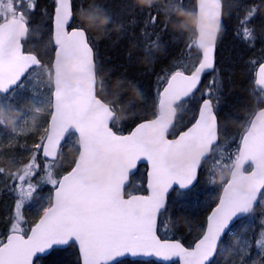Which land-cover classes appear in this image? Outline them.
<instances>
[{
	"label": "snow or ice",
	"instance_id": "6c2138e0",
	"mask_svg": "<svg viewBox=\"0 0 264 264\" xmlns=\"http://www.w3.org/2000/svg\"><path fill=\"white\" fill-rule=\"evenodd\" d=\"M222 7L221 0H197L195 7H187L184 0H162L161 4L149 3L145 9L124 0L119 13H115L95 0L88 5L81 0L78 6L73 0H55L49 41L50 45L54 43V56L45 63L24 51L35 0L26 6L24 0H0V140L6 136L9 143L15 140L18 144L26 130L38 135V141L31 145L34 151L30 159L19 173H12V183L5 186L15 201L6 242L0 239V264H34V257L40 259L38 254L76 246L82 264H124L120 258L129 256L155 257L162 262L178 258L179 264H215L218 254L235 250L228 248L229 235L240 251L249 246L248 240L235 235L232 225L252 213L257 201L264 204V107L248 116L236 148L228 151L227 138L220 143L225 129L218 118L225 80V70L216 64L217 44L224 31ZM257 10L256 4L246 5L244 17L237 18V35L242 28V42L248 47L254 46L256 39L253 21ZM161 11L165 22L156 31ZM76 12L93 26L103 14L102 32L116 23L122 36L131 32L133 40L135 26L143 17L141 38L146 46L142 51L152 63L153 49L166 55L167 25L180 23L172 20V13L194 19L195 27L188 29L185 45L194 61L190 74L183 57L163 69L157 76L162 85L156 91L158 114L138 123L128 135L110 127L116 107L104 98L107 85L99 75L103 69L97 46L89 28L74 19ZM125 19L130 22L128 29ZM139 46L136 41L134 47ZM193 49L198 54L193 55ZM255 76L254 95L258 102H264V62L259 63ZM204 78L208 84L200 95L198 117L191 127L176 135L173 121L177 110L186 108ZM98 82L102 94L97 92ZM128 82L143 96L135 82ZM123 83L117 81L118 86ZM22 103L31 104L35 113L30 117L31 129L24 127L29 117L20 110ZM9 126L10 132H6ZM73 141L77 153L73 166L57 177L54 170L58 157L66 145L72 147ZM142 161L148 166L147 195L126 191L134 175L132 170ZM209 165L210 169L206 167ZM229 167L231 178L221 184L222 195L194 247L159 238L161 223L165 218L171 221L170 208L188 209L187 197L200 182L201 171ZM3 171L0 168V173ZM212 179L206 176L207 181ZM26 207L42 213L30 233L24 227ZM164 227L171 231L167 224ZM257 244L261 260L252 264H264V231Z\"/></svg>",
	"mask_w": 264,
	"mask_h": 264
},
{
	"label": "trees",
	"instance_id": "16d2710c",
	"mask_svg": "<svg viewBox=\"0 0 264 264\" xmlns=\"http://www.w3.org/2000/svg\"><path fill=\"white\" fill-rule=\"evenodd\" d=\"M30 0H24L26 6ZM81 0H73L74 5H79ZM85 5L91 4L93 0H83ZM101 5H108L115 13H119L120 5L124 0H95ZM128 2L136 5L138 8H147L149 3L161 4L162 0H128ZM223 6V28L222 37L218 40L216 50V64L219 69L224 71V101L218 114L220 124L227 131L228 151H233L237 144L239 135L243 132L242 125L246 123L248 116L264 106V102H258L257 96L254 95L256 87L254 85L255 70L259 63L264 61V3L261 0H221ZM187 7H195V0H184ZM258 5L257 18L253 21L255 25V42L254 46L248 47L242 42L243 29H240V36L236 32L237 18H243L246 14V5ZM55 7V0H35V9L31 13L30 30L26 41H24V51L32 52L45 63L53 57V44H49L51 39V21ZM75 11V10H74ZM231 13V15H229ZM74 19L89 28V35L94 45L97 46L98 56L102 65L100 77L106 82L108 95L104 97L108 102L116 107V118L112 124V128L119 133L129 132L136 124L143 120L150 119L157 114L156 91L162 88L158 83L157 76L163 69L168 68L174 60L178 61L183 57L187 64L185 69L191 72L194 61L190 59L185 51L187 43L186 37L188 29L195 27L194 19L187 15H181L179 12L172 13L173 21H180L179 24L169 23L167 32L164 34V43L167 45L166 55L158 49H153L155 62H149L145 58L142 49L146 46L141 38V27L143 25V17L135 26L136 40L131 38V32L127 37L122 36L121 30L116 23L108 25V31L102 32L105 27L103 14H99V19L95 20L94 26L87 17H81L78 12L75 13ZM165 22V14L161 11L157 20V29ZM125 29H128L130 22L125 19ZM175 30L176 39H173L172 31ZM171 37V39H169ZM184 37V38H180ZM155 37H153L154 39ZM136 41L140 42L139 47H134ZM129 53L131 59L129 60ZM197 50L193 49V55ZM126 78V79H125ZM118 80H124L120 86L117 85ZM128 81L135 82L143 96L138 95ZM208 84V79L204 78L200 90L194 94L189 100L186 108L177 110V117L174 125V132L177 135L180 131L187 129L193 122L197 104L194 99L198 93ZM98 94L101 93L99 82L97 86ZM235 137V140L232 137ZM171 137V135H170ZM224 135H222L220 143H225ZM25 140V141H24ZM28 144L26 139L19 140L17 144L7 146L0 149V168L4 171L0 173V231L3 224L5 213L11 211V201H15L14 195L10 194L6 189V185L10 184V176L12 173H18L22 164L27 163L30 159L27 148H21L20 145ZM15 146V147H13ZM70 154L63 148L62 155L59 157L56 175H63L70 170L76 158V151L73 149ZM234 158V157H233ZM42 162V160H41ZM210 169V165L206 166ZM229 168H221L218 170L204 171L202 170L199 177V183L193 189V193L187 197L186 202L189 204L187 210L178 207H171V221L167 218L158 228V235L162 239H177L182 241L185 246H192L193 243L201 236V228L205 225V220L216 204L220 192L221 184L226 182L230 172ZM145 167L142 166L137 174L132 178V182L127 191L136 193H145ZM211 175L212 181L206 180V176ZM136 181L140 186L136 187ZM136 187V189H135ZM48 188L44 189L46 195ZM175 197V193L171 194ZM14 197V198H12ZM36 210H29L27 207L23 210V216L26 219L31 218L30 228L38 219L39 215L35 214ZM41 214V213H40ZM264 204H259L254 212L247 218L239 221L233 228L246 227L248 234L253 236V241L257 243L261 232L264 231ZM164 224L171 229L166 231ZM28 228V229H29ZM28 231V230H26ZM234 240L229 243L226 238L228 247L233 246ZM235 243V242H234ZM234 251L225 258L223 253L218 254L215 258V264H238L237 257L240 252L239 247H234ZM248 254H253L254 260L260 261L258 254V245H254L252 250L249 249ZM246 254V255H248ZM250 256V255H248ZM250 258H244V262H248ZM35 264H80L79 257L75 247H69L66 250H59L49 254L47 257L40 258ZM124 264H159L154 261H124ZM243 264V263H242Z\"/></svg>",
	"mask_w": 264,
	"mask_h": 264
},
{
	"label": "rangeland",
	"instance_id": "374dc122",
	"mask_svg": "<svg viewBox=\"0 0 264 264\" xmlns=\"http://www.w3.org/2000/svg\"><path fill=\"white\" fill-rule=\"evenodd\" d=\"M5 2H7V0H5ZM172 32V35L176 33L175 30H171ZM171 39V37L169 38ZM45 79V82L47 80V77L44 78ZM204 89V88H203ZM203 89L198 93V96L194 99V102L197 103L200 99V95H201V92L203 91ZM19 108L20 110L27 116L29 117L28 121H27V124L24 125V127L26 129H31L32 127V120L30 119L31 116L35 115V113L32 111V106L31 104H28V103H22L19 105ZM42 119H47L46 116H42ZM6 132H10V126L5 129ZM40 134H43L42 131ZM224 139H226L228 136H227V131L225 130L224 132ZM26 139L27 141V144L29 145L27 150H28V155L30 156V152L31 151H34V149H32L31 145L34 143V142H37L38 141V135L37 133H35L34 131H30V130H26L24 132H22L18 138V140L21 139ZM15 141V140H13ZM13 141L11 143H9V141L7 140V137L5 136L2 140H0V149H4L6 148L7 146H10L11 144H13ZM25 141V140H24ZM76 145H75V142L73 141L72 142V147H68L67 145L64 147L66 151H69L70 154H72L74 151L73 149H75ZM30 158V157H29ZM40 159L42 160V157H40ZM59 160V159H58ZM75 160V159H74ZM19 173V172H18ZM60 175H57V177H59ZM12 175L10 176V181H8V183H12ZM135 184L137 185L136 187L140 186V183L139 181H136ZM50 187V186H48ZM135 187V189H136ZM15 197V196H14ZM12 197V198H14ZM11 211L9 210L7 213H5V217H4V221H3V224L1 225V228H2V231H0V239H5L6 235L9 233L10 231V225H11V216L13 215V212H14V202L11 201V207H10ZM36 214V212H35ZM38 214V213H37ZM40 215V213L38 214ZM24 219H25V223H24V227H25V230H28V225L27 223L29 222L31 224V218L29 217V219H26L25 216H24ZM233 232L235 233L236 236H242L244 239L248 240L250 243H249V246L247 247V250L246 252H240L238 254V257H237V262L238 264H252V261L254 260L252 255L253 254H248L249 253V249L252 250V248L254 247V245H258L255 241H253V236L252 235H249L248 234V229L244 226V227H239V228H234L233 229ZM229 243H231L234 239L231 237V235H229ZM235 242V241H234ZM233 242V246L234 247H239L236 243ZM234 247H232V245L230 247H228L229 249H233ZM230 252L232 251H224L223 254L226 255L225 258H227V256L230 254ZM250 256H248V255ZM244 258H250L248 260V262H244L243 259Z\"/></svg>",
	"mask_w": 264,
	"mask_h": 264
},
{
	"label": "water",
	"instance_id": "95a60500",
	"mask_svg": "<svg viewBox=\"0 0 264 264\" xmlns=\"http://www.w3.org/2000/svg\"><path fill=\"white\" fill-rule=\"evenodd\" d=\"M195 3H197V0H195ZM222 11H223V7H222ZM54 13H55V7H54V10H53V14H52V20H53V18H54ZM51 28H52V21H51ZM28 37V36H27ZM27 37L24 39V41L27 39ZM23 41V42H24ZM53 46H54V43H53ZM34 54V53H33ZM36 55V54H35ZM53 56H54V52H53ZM264 62V61H263ZM259 67V66H258ZM258 67H257V69H256V71H255V73L258 71ZM190 74V73H189ZM255 78H256V76H255ZM203 80V79H202ZM202 83V82H201ZM254 84H255V81H254ZM201 85V84H200ZM200 85L198 86V87H200ZM255 87L257 88V86L255 85ZM197 92V91H196ZM198 113H199V106H198V110H197V114H196V117L195 118H197L198 117ZM158 114V113H157ZM176 116H177V113H176ZM176 116H175V118H174V121H173V124H175V119H176ZM115 118H116V116L114 117V119L112 120V121H110V127H111V125H112V123H113V121L115 120ZM152 118H154V117H152ZM152 118H150V119H152ZM148 120V119H147ZM144 121V120H143ZM142 122V121H141ZM195 122V119H194V121H193V123ZM140 123V122H139ZM137 125V124H136ZM136 125L129 131V132H127V133H121V134H124V135H128V134H130V132L132 131V130H134V128L136 127ZM192 125V124H191ZM191 125L189 126V127H191ZM187 130V129H186ZM178 135V134H177ZM170 138V137H169ZM41 157H42V155H41ZM59 158V157H58ZM141 166H145L146 167V181H145V188H146V193H144V195H147V193H148V189H147V180H148V175H147V173H148V166H147V162L146 161H142V162H138V164H137V168L136 169H133L132 171H133V173H134V175L137 173V171H138V169L141 167ZM247 166H249V165H246V167ZM71 170V169H70ZM69 170V171H70ZM231 171H232V169H231ZM231 171H230V173H229V177H228V179H230L231 178ZM134 175H132V176H130V178H129V181L127 182V184H126V189L129 187V185H130V183H131V179H132V177L134 176ZM172 193H170V195H171ZM220 195H222V191H221V194ZM218 203V202H217ZM216 203V204H217ZM258 204H259V201H257V203H256V205L254 206V209L258 206ZM216 206V205H215ZM214 206V207H215ZM213 207V208H214ZM212 208V209H213ZM212 209H211V211H212ZM211 211H210V213H211ZM209 213V214H210ZM250 214V213H249ZM248 214V215H249ZM247 215V216H248ZM246 217V216H245ZM39 219V218H38ZM38 219L35 221V223L36 222H38ZM238 222V221H237ZM237 222H235V223H237ZM34 223V224H35ZM235 223L233 224V225H235ZM34 224L31 226V227H33L34 226ZM206 224V223H205ZM233 225H232V227H233ZM31 227H30V229H31ZM30 229H29V231H28V233H30ZM7 237V236H6ZM159 237V236H158ZM160 238V237H159ZM163 240V239H162ZM5 242H6V238H5ZM194 245H195V242H194V244L192 245V247H194ZM186 247V246H185ZM192 247H187V248H192ZM76 249H77V252H78V256H79V260H80V264H82V259H81V257H80V254H79V249H78V246H76ZM51 254V253H50ZM38 255H40V258H43V257H47L48 255H42V254H38ZM34 259V264H35V262H36V260H37V258H33ZM120 259H122L123 261L124 260H128V261H131V262H135V261H144V262H147V261H154V262H157V263H160V264H172V263H177V264H179V260H178V258H174L173 259V261H169V262H162V261H157V259L155 258V257H148V258H133V257H125V258H120Z\"/></svg>",
	"mask_w": 264,
	"mask_h": 264
},
{
	"label": "bare ground",
	"instance_id": "6f19581e",
	"mask_svg": "<svg viewBox=\"0 0 264 264\" xmlns=\"http://www.w3.org/2000/svg\"><path fill=\"white\" fill-rule=\"evenodd\" d=\"M195 6H196V3H195Z\"/></svg>",
	"mask_w": 264,
	"mask_h": 264
}]
</instances>
